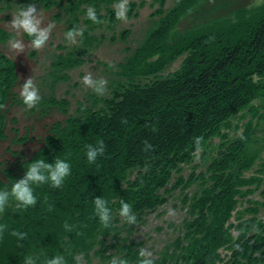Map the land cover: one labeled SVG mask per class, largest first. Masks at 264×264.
Wrapping results in <instances>:
<instances>
[{"label":"trees","instance_id":"trees-1","mask_svg":"<svg viewBox=\"0 0 264 264\" xmlns=\"http://www.w3.org/2000/svg\"><path fill=\"white\" fill-rule=\"evenodd\" d=\"M154 1L160 6H152L151 30L117 65L130 81L121 90H114L112 97L88 96L89 102L87 97L76 101L72 110L69 99L55 97V91L42 96L38 107L27 109L42 130L26 129L20 135L17 127H9L10 122L17 123L15 116H9L11 110L23 103L13 92L19 83L17 65L0 53V142L6 140L9 144L0 158V190L9 189L22 178L27 164L34 159H67L72 169L59 188L34 186L35 206L20 208L12 215L4 213L11 226L0 235V264H23V258L32 251H44V260L62 255L66 264H77V257L88 258L91 252L108 262L118 256L129 264H138V252L144 245L135 233L167 202L160 190L183 191L197 182L191 197H184L191 220L182 221L184 231L181 226L170 246L163 252L155 251L154 264H217V252L230 237L232 241L240 240V244L233 243L238 245L233 254L235 264H264V219L249 218L236 226L228 223L235 196L240 193L238 188L246 182L243 173L256 159L255 154L243 157L249 135L243 133L233 141L220 143L219 157L211 159L207 176L192 172L187 178L179 175L173 179L181 173L182 165L193 162L210 137L221 135L230 119L240 115L254 99L264 97V86L253 82L254 76L264 77V10L227 30L218 26L223 19L178 31L181 17L196 0H186L185 5L180 2L167 12L162 6L165 0ZM65 2L66 6L58 0L57 7L71 14L78 3ZM49 5L48 1L42 4L43 8ZM127 14L136 16L131 9ZM72 19L75 23L77 16L74 14ZM130 32L123 28L112 40L125 43ZM89 52L82 49L85 56ZM184 53L187 56L179 70L158 78L165 62ZM62 61L56 59L51 65L68 70L79 66L83 57L68 55ZM150 75L157 79L145 85L133 79ZM116 85L121 86L120 82ZM96 102L100 104L96 106ZM54 113L63 118H55ZM6 130L12 136L8 137ZM197 137L202 138L199 151ZM98 140L104 141L106 151L90 164L86 145H95ZM30 141L36 145L30 154L12 149V144L20 148ZM133 171L135 175L130 179ZM169 183L172 185L167 188ZM96 197L107 200L112 209L113 219L107 227L94 213ZM121 200L132 205L136 224L129 225L119 216ZM65 224L72 230H66ZM14 230L26 233L27 238L18 240L11 235ZM232 230L239 233L237 237L231 235ZM174 245L178 251H166Z\"/></svg>","mask_w":264,"mask_h":264},{"label":"rangeland","instance_id":"rangeland-1","mask_svg":"<svg viewBox=\"0 0 264 264\" xmlns=\"http://www.w3.org/2000/svg\"><path fill=\"white\" fill-rule=\"evenodd\" d=\"M44 1L50 3L49 7H44L45 9L42 6ZM62 1L66 6V0ZM72 2L78 3V5L69 14L67 11L64 12V9L61 7H57L58 0H0V53L7 56L17 65L16 72L18 73L19 83L12 90L18 96L23 82L31 77L40 89L41 96L54 94L55 91V97L64 96L66 99H69L72 110L76 106V101L83 100V98L87 97V102H89L90 99L88 100V96L95 95L100 98L112 97L115 93L114 90H121L123 84L130 81L121 74V70L117 68V65L122 63L126 56L130 55L129 51L134 50L151 30L150 27L152 25L149 22V17L153 11V7L156 8L159 3L154 0H129L128 10L131 9V12L133 10L136 16L129 17L127 14V20L123 21L118 20L115 16V6L119 0H86L85 2L83 0H68L69 4ZM180 2L181 5H185L188 1L165 0L164 5H162L165 9L163 11L167 12ZM29 3L36 4L38 15L42 21L41 27H46L49 24L54 25L51 29L49 40L39 50L31 46V37L22 31L16 32L9 25L13 15L21 7ZM89 9L95 11L100 23H94L88 18ZM107 9H109L108 13H110V18L107 17ZM187 10L188 13H191L188 16H186L188 14L186 13L181 17L178 31H185L191 26L195 27L199 24H205L214 20L219 22L223 19L225 21H221L218 26H222L227 30L233 24L244 23V19H250L253 16L257 17L264 10V0H196L193 5L191 3L188 6ZM74 14L77 16L75 23L72 19ZM112 17L116 20L110 21ZM151 22L154 21L152 20ZM123 28H129L131 31L126 42L122 43L117 39L112 40V38L118 37V33ZM72 29H79L83 32L81 36L76 37L75 43L69 42L65 35L67 31ZM1 34L4 35L2 36ZM11 39L21 40L25 45L24 51L16 54L9 46ZM123 46H128V51ZM81 48L90 50L89 54L85 56ZM170 54L169 52V56ZM68 55H76L80 59L83 57V63L81 62L79 66L68 70L51 65L56 59L59 62L60 60H64ZM186 56L187 53H184L171 62H165L166 65L163 71L157 73L158 78L167 77L179 70ZM88 72H91L94 78H105L108 81L107 93L105 95H97L91 88L83 85V77ZM155 75L136 77L133 79L136 83L145 85L156 80L157 76ZM118 82L121 84L119 88L116 85ZM257 82L264 86V77L258 79ZM98 104L100 103H95L96 106ZM10 113L9 116H15L17 123L14 125L12 121L9 127H17L18 134L23 135L26 129H29L30 132H33V130L34 132L39 131V129L42 130L41 124L37 122L34 116L28 115L27 109L23 104L22 106L13 107ZM54 117L59 120L63 118L62 115L57 113H54ZM243 133H246L245 135L247 137L249 135V141L244 142L243 157H250L255 154L256 159L252 162L250 168L243 173V178L246 182L238 188L240 193L235 196V208L228 222L235 226L239 221L243 222L249 218L264 219V97L254 99L240 115L230 119L229 123L222 127L221 135L218 133L210 137L208 144L204 149L200 150L199 154H196L193 162L188 165H182L181 173L175 174L173 178L175 179L179 175L187 178L192 172L195 174H202L203 172L204 176H207L209 174L207 166L211 162V159L217 156L220 150V143L233 141ZM6 134L8 137L10 135L12 136L10 130H6ZM7 145L9 144L6 140L0 142V158L5 155L4 148ZM35 147L36 145L31 143V141L21 145L20 148L12 144V149L25 150L26 154H30ZM201 152L204 154L202 155L203 157L200 156ZM9 157L12 160V155L9 154ZM133 175H135L134 171L130 173V179ZM255 178L260 179V181H254ZM249 179H252V183L250 184H248ZM198 183L190 184L183 191L180 189H171L168 192L165 189L160 190L164 198H167V202L160 206L154 214L149 215L146 222L141 224L135 233V235L142 238L143 248L150 249L153 254L157 249H161V252H163V248L170 246L180 234L178 230L181 226L182 231H184L182 221L191 220L184 197L190 198L191 194L198 188ZM168 185L167 188H170L172 183ZM7 208L3 213H0V225H7L8 228L11 224L4 217V213L12 215L19 211L20 208L16 206L14 200L9 202ZM174 226H178V229ZM232 234L237 237L239 233L232 230ZM229 240V242L219 248L220 250L217 252L218 256H216L218 259L217 264H235V256L233 254L238 245H233V243L240 244V240L238 242L237 239L232 241V237ZM173 250L178 251L175 245L173 249L168 248L166 251L170 253ZM43 253L45 252L32 251L27 256H33L34 258L39 256L37 264H41L44 260ZM46 253H49V251ZM40 255L43 256L40 257ZM83 256L84 258L80 257V264H109L106 258L102 259L93 252L90 253L88 258H85V255ZM75 260L77 263V259ZM84 261L85 263H83Z\"/></svg>","mask_w":264,"mask_h":264},{"label":"clouds","instance_id":"clouds-1","mask_svg":"<svg viewBox=\"0 0 264 264\" xmlns=\"http://www.w3.org/2000/svg\"><path fill=\"white\" fill-rule=\"evenodd\" d=\"M129 0H119L115 6V16L118 20H127ZM88 18L94 23H100L97 19L95 11L93 9L88 10ZM41 18L38 15L36 4L29 3L21 7L18 12L13 15L9 22L10 27L16 32L22 31L27 36L31 37V46L36 49H42L47 41L51 29L54 25L49 24L46 27H41ZM83 34L82 30L72 29L67 31L66 39L71 42H76V37ZM9 46L17 53L23 52L25 45L21 40L11 39ZM258 77H253V82H257ZM83 85L87 88H91L97 95L103 96L107 93L108 81L105 78H94L91 72L84 75ZM19 96L26 109L35 108L41 101L42 96L40 89L29 77L26 79L19 91ZM201 137L196 138L197 150H200ZM106 151V145L103 140H98L95 145H86V158L87 161L92 164L95 163L99 156L104 155ZM71 164L67 159L56 158L52 162H46L45 159H34L27 164L25 173L22 178L16 180L9 189L0 190V213H3L8 206L10 200L16 202L18 208L33 207L37 203V197L34 194V186H42L49 184L52 188L61 187L65 180L71 175ZM94 213L98 217L99 221L105 227L109 226L112 219V209L108 206V201L102 197H96L94 199ZM119 216L127 222L129 225L136 224L137 217L132 211V205L120 201V207L118 211ZM7 229V225H0V235ZM65 229L72 230V226L65 224ZM11 235L17 237L18 240L26 239L27 234L19 231H12ZM139 260L138 264H154V254L148 248H141L138 252ZM39 257L26 256L24 258V264H37ZM77 264H80V257H77ZM43 264H66V260L62 255H55L51 258H46ZM109 264H129L128 260L124 257L113 256L109 261Z\"/></svg>","mask_w":264,"mask_h":264}]
</instances>
